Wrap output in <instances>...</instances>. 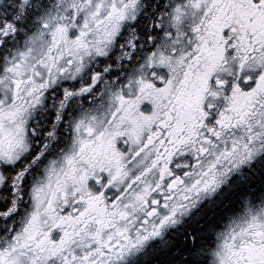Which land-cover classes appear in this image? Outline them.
I'll use <instances>...</instances> for the list:
<instances>
[{"label": "snow or ice", "instance_id": "1", "mask_svg": "<svg viewBox=\"0 0 264 264\" xmlns=\"http://www.w3.org/2000/svg\"><path fill=\"white\" fill-rule=\"evenodd\" d=\"M0 264H264V0H0Z\"/></svg>", "mask_w": 264, "mask_h": 264}]
</instances>
